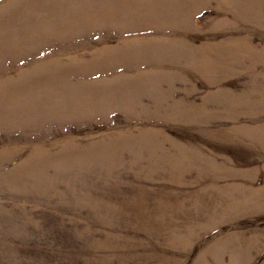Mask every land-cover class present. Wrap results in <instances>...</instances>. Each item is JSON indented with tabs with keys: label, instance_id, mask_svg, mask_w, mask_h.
Here are the masks:
<instances>
[{
	"label": "rangeland",
	"instance_id": "rangeland-1",
	"mask_svg": "<svg viewBox=\"0 0 264 264\" xmlns=\"http://www.w3.org/2000/svg\"><path fill=\"white\" fill-rule=\"evenodd\" d=\"M0 264H264V0H0Z\"/></svg>",
	"mask_w": 264,
	"mask_h": 264
},
{
	"label": "bare ground",
	"instance_id": "bare-ground-1",
	"mask_svg": "<svg viewBox=\"0 0 264 264\" xmlns=\"http://www.w3.org/2000/svg\"><path fill=\"white\" fill-rule=\"evenodd\" d=\"M152 4V3H151ZM141 8V7H140Z\"/></svg>",
	"mask_w": 264,
	"mask_h": 264
}]
</instances>
